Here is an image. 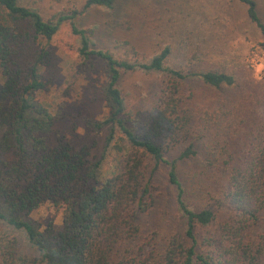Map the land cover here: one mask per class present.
I'll return each instance as SVG.
<instances>
[{"label":"trees","instance_id":"trees-1","mask_svg":"<svg viewBox=\"0 0 264 264\" xmlns=\"http://www.w3.org/2000/svg\"><path fill=\"white\" fill-rule=\"evenodd\" d=\"M119 1L86 0L82 10L46 19L19 0H0V264H263L264 88L250 95L256 106L238 107L244 80L198 67L193 58L170 63V45L149 57L128 42L124 55L97 47L95 29L76 26V18L92 7L114 9ZM239 2L264 35L257 1ZM68 20L81 64L97 58L107 69L104 97L111 109L94 126L110 132L96 161L92 145L79 147L57 131L60 113L38 98L50 84L44 73L54 64L49 43ZM135 72L159 80L146 108L130 119L121 84ZM197 84L218 95L232 91L229 104L218 97L196 110ZM237 113L246 125H234ZM196 117L204 127L218 125L211 133L214 154L204 160L227 171L221 195L206 201L200 199L204 190L192 189L196 182L186 184L179 172L181 161L198 156L197 143L176 159L166 155ZM111 146L120 158L104 168ZM163 164L176 190V216L161 243L142 218L157 207L155 175ZM47 204L61 213V227L50 221L42 228L32 219Z\"/></svg>","mask_w":264,"mask_h":264},{"label":"rangeland","instance_id":"rangeland-1","mask_svg":"<svg viewBox=\"0 0 264 264\" xmlns=\"http://www.w3.org/2000/svg\"><path fill=\"white\" fill-rule=\"evenodd\" d=\"M21 4L36 8L49 19L60 11L72 13L82 10L86 0H19ZM264 21V0H256ZM76 26L94 28V41L102 49L126 54L129 44L134 45L146 57L159 52L166 45L172 48L170 63H184L193 58L198 67L229 71L244 80L237 94L241 103L238 107L256 106L251 93L257 94L264 88V35L247 15V7L239 0H120L114 9L92 7L76 18ZM127 42L129 44H127ZM54 64L45 70L49 79L48 89L38 98L54 113H60L55 124L57 131L75 145H92L91 160L96 161L105 152L109 127L97 129L94 122L110 113L104 91L108 83L106 64L93 59L81 64L78 55L79 41L72 33L71 21L63 23L50 41ZM159 76L142 72L124 75L122 88L126 96L127 116L135 118L138 110H144L148 96ZM225 91L218 95L205 85L197 84L193 105L196 110L207 107L212 100L221 98L222 105L229 104ZM233 120L234 125H246L240 113ZM230 117H233L232 115ZM216 123V122H215ZM217 124L210 122L204 127L194 118L186 137L174 144L167 152V158L179 157L186 146L195 141L198 156L179 163L182 180L195 181L203 189V201L210 196H220L226 186L227 171L219 164L205 162L214 151L211 133ZM204 136V137H202ZM120 158L116 148H109L104 159V168L116 165ZM157 207L143 215V224L151 232L157 230L160 242L169 233V225L176 216V190L168 181V167L160 165L155 175ZM202 203V202H194ZM32 219L42 228L48 222L61 227V213L48 204L32 213ZM0 226H2L0 224ZM264 264V262H263Z\"/></svg>","mask_w":264,"mask_h":264}]
</instances>
